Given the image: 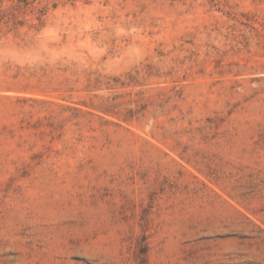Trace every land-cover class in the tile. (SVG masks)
Returning <instances> with one entry per match:
<instances>
[{
  "label": "rangeland",
  "instance_id": "374dc122",
  "mask_svg": "<svg viewBox=\"0 0 264 264\" xmlns=\"http://www.w3.org/2000/svg\"><path fill=\"white\" fill-rule=\"evenodd\" d=\"M0 264H264V0H0Z\"/></svg>",
  "mask_w": 264,
  "mask_h": 264
}]
</instances>
